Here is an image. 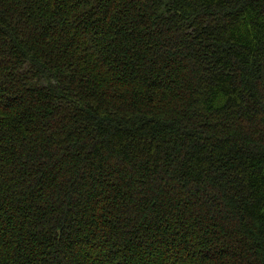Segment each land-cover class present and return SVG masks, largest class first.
I'll use <instances>...</instances> for the list:
<instances>
[{"label": "trees", "instance_id": "1", "mask_svg": "<svg viewBox=\"0 0 264 264\" xmlns=\"http://www.w3.org/2000/svg\"><path fill=\"white\" fill-rule=\"evenodd\" d=\"M0 264H264V0H0Z\"/></svg>", "mask_w": 264, "mask_h": 264}]
</instances>
